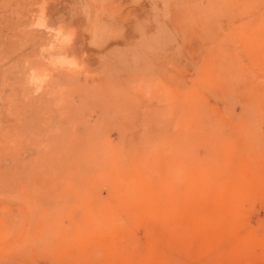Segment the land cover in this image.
Returning <instances> with one entry per match:
<instances>
[{"label":"rangeland","instance_id":"rangeland-1","mask_svg":"<svg viewBox=\"0 0 264 264\" xmlns=\"http://www.w3.org/2000/svg\"><path fill=\"white\" fill-rule=\"evenodd\" d=\"M0 264H264V0H0Z\"/></svg>","mask_w":264,"mask_h":264},{"label":"bare ground","instance_id":"bare-ground-1","mask_svg":"<svg viewBox=\"0 0 264 264\" xmlns=\"http://www.w3.org/2000/svg\"><path fill=\"white\" fill-rule=\"evenodd\" d=\"M61 89V88H60ZM68 90V89H67ZM61 95H62V93H61ZM67 96V95H66Z\"/></svg>","mask_w":264,"mask_h":264}]
</instances>
